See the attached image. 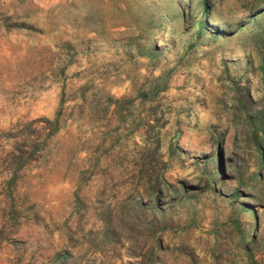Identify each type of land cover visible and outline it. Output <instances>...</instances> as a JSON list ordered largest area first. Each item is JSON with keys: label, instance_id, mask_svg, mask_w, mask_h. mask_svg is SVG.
<instances>
[{"label": "rangeland", "instance_id": "1", "mask_svg": "<svg viewBox=\"0 0 264 264\" xmlns=\"http://www.w3.org/2000/svg\"><path fill=\"white\" fill-rule=\"evenodd\" d=\"M263 74L264 0H0V264H264Z\"/></svg>", "mask_w": 264, "mask_h": 264}, {"label": "trees", "instance_id": "2", "mask_svg": "<svg viewBox=\"0 0 264 264\" xmlns=\"http://www.w3.org/2000/svg\"><path fill=\"white\" fill-rule=\"evenodd\" d=\"M264 76V74H263ZM241 96L236 97V105H235V114L236 117H240V114L244 117L245 122L248 124L246 127L247 135H245V138H250V141L253 144V147L255 148L257 152V156L259 157V165L260 161H262L263 158V152H264V141L261 137L262 130L264 129V98L261 100L258 107L253 108L252 107V100L249 97L248 89L243 87V92L240 94ZM243 97V98H242ZM31 149L34 148L36 143H30ZM19 155V154H18ZM252 176L254 178L259 176L258 170H254L252 173ZM236 230H238V235L236 240L239 241V243H243L245 245L246 250L248 251L247 245L250 244L246 240V234L244 231L240 229V227L237 225V223H234L233 226ZM247 261L246 264H261L259 262V259L255 258V256L252 253L247 252Z\"/></svg>", "mask_w": 264, "mask_h": 264}]
</instances>
